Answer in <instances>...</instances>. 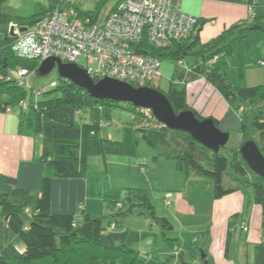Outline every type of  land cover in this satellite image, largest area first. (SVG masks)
Instances as JSON below:
<instances>
[{
    "label": "trees",
    "instance_id": "16d2710c",
    "mask_svg": "<svg viewBox=\"0 0 264 264\" xmlns=\"http://www.w3.org/2000/svg\"><path fill=\"white\" fill-rule=\"evenodd\" d=\"M106 3L107 0L100 5L99 11ZM56 5V0H49L47 10L22 19L7 9L6 0H0V111H15L20 131L31 132L42 139V162L51 173L44 176L40 199L31 201L30 193L23 190H16L11 196L0 194V218L6 219L9 228L26 246L25 252L20 253L13 245H7L0 253V264H171V260H159L152 252L143 256L133 247L138 242L157 236L154 233L119 231L120 220L128 218L134 209L141 207L149 211L161 236L166 237L173 232L174 226L167 218L156 216L146 191L127 189L121 197L108 199L105 203L109 213L105 218L96 219L83 212L79 219L75 214L53 213L50 210L53 179L82 178L88 173L93 157L136 156L139 143L132 137L133 129L125 130L123 141L100 136L103 122L109 121L112 111L117 108L133 113L137 125L144 118L140 112H148L160 128L145 131L136 127L135 131L142 133V139L148 146L163 147L165 157L174 161L177 170L187 179L198 177L211 180L215 200L243 188L253 189V202L262 211V241L255 246L254 264H264V179L250 171L240 152H235L228 159L221 151L214 153L205 148L188 133L168 129L156 120L150 110L129 103L94 99L62 78L59 84L50 86L51 90H36L30 87L28 81L19 84L11 77L10 72L18 69L29 70L39 76V61L16 52V39L11 36L9 27H31ZM252 8L251 22L237 24L209 43L200 42L199 32L205 24L200 19L196 34L189 39L174 43L166 50H157L145 41L139 53L180 62L188 57L195 58L193 71L205 77L232 108L237 111L243 108L241 134L246 135L244 141H254L264 156V86L242 85L246 66L258 63L259 58L264 56V6L257 2ZM54 93L61 95L54 98ZM165 95L176 113L193 110L187 102L186 88H176L174 80ZM22 102L27 104L25 108L21 106ZM193 111L197 118L203 119ZM81 113L85 114V120L79 119ZM214 121L219 128V121ZM170 134L172 136L168 138ZM248 175L252 176V180L247 178ZM225 179L229 181L228 187L224 185ZM0 182L17 184L15 179L1 175ZM29 207L31 211L27 209ZM239 218L240 215L235 214L229 219L227 250L233 237L232 229ZM170 241L176 243L177 239ZM210 242L209 234H200L198 242L189 250L192 262L181 264L197 261L214 264L209 253ZM154 244L155 241L152 246Z\"/></svg>",
    "mask_w": 264,
    "mask_h": 264
},
{
    "label": "rangeland",
    "instance_id": "374dc122",
    "mask_svg": "<svg viewBox=\"0 0 264 264\" xmlns=\"http://www.w3.org/2000/svg\"><path fill=\"white\" fill-rule=\"evenodd\" d=\"M110 2L114 4L117 0H110ZM6 7L10 10L8 0H6ZM85 8L88 10L94 9V3L86 5ZM17 12L15 16L18 17L20 11ZM23 12L27 14L24 18H31L34 13L29 5L24 8ZM161 61V78L157 83V88L166 94L172 80H174L176 88L184 89L185 81L183 78L187 76V73H191V67L196 64L195 58L188 57L180 62L165 57ZM28 82L33 89L51 90L50 86L53 83L59 84L61 78L58 70L54 69L45 77L31 76ZM60 95V93H54L53 97L57 98ZM140 114L145 119L140 117L141 123L137 125L133 113L124 108H117L112 111L110 120L103 122L101 137H106L109 134L113 136L114 141H123L125 130L129 128L133 129L132 137L139 145L135 157L125 158V160L123 158H118V160L111 158L109 165H107L108 169H106V163L102 157L90 159L87 175L91 179L92 187L88 193V199L89 204L93 203L92 205L96 208L94 215L91 214L92 217L99 219L108 215L109 210L105 203L108 199L121 197L127 189L143 190L148 193L156 216L167 218L174 226L173 232H169L166 237L161 236L149 211L141 207L134 209L133 214L128 218L120 220V232L130 230L157 235L152 236L145 242H138L133 245L143 256H146L147 250H150L156 258L163 261L169 259L171 264L191 263L192 258L189 250L193 246L195 238L197 236L199 238L202 233H207L211 238L209 247L212 249L215 264H223L226 259L229 264H254L255 248L246 243V237L239 236L243 228H246L244 222H241L244 225L236 223V227L232 229L233 237L228 248L229 251L226 243V224L229 218L236 213L240 214L239 219L246 220L250 230L259 233L261 209H255L253 189L243 188V190L232 194V196L235 195L233 197L230 195L221 200H215L211 180L198 177L187 179L183 173L177 170V164L165 157L166 150L163 147L152 148L143 141L142 133L136 132V127H140L141 130L152 131L159 129L160 126L151 118L148 112L141 111ZM79 119L81 121L85 120V114L81 113ZM228 133L230 134V140L221 149V154L231 159L235 152L240 151L246 137L236 131ZM171 136L170 134L168 138ZM173 146H175V143H173ZM155 158L156 161H154ZM142 165L145 170H142ZM175 167L179 174L174 171ZM247 178L252 180L250 175ZM190 179L192 182L187 186ZM205 183H208L209 186ZM224 185L225 187L229 186L228 179H225ZM176 193H179L182 201L178 206L179 213H177V204L173 199ZM183 209L186 210V213ZM191 210L195 211L190 212ZM82 214L83 212L79 211L80 217ZM173 239H177L176 243L170 241ZM150 240L155 241L156 244L151 247L147 246L146 243L148 244ZM211 243H213L212 248Z\"/></svg>",
    "mask_w": 264,
    "mask_h": 264
},
{
    "label": "built area",
    "instance_id": "2783aa9c",
    "mask_svg": "<svg viewBox=\"0 0 264 264\" xmlns=\"http://www.w3.org/2000/svg\"><path fill=\"white\" fill-rule=\"evenodd\" d=\"M105 1L56 0V8L33 26H10L14 49L37 58L38 69L45 60L57 58L79 66L96 82L110 78L135 88L156 89L162 62L139 53L144 42L157 50L169 49L194 36L200 19L182 11V0H120L113 9L105 6L99 11ZM93 3L94 9L85 8ZM249 10L253 12L252 6ZM10 75L24 84L36 74L18 69Z\"/></svg>",
    "mask_w": 264,
    "mask_h": 264
},
{
    "label": "crops",
    "instance_id": "0c3cea01",
    "mask_svg": "<svg viewBox=\"0 0 264 264\" xmlns=\"http://www.w3.org/2000/svg\"><path fill=\"white\" fill-rule=\"evenodd\" d=\"M8 1L10 3L9 11L14 15L18 13L17 11H20V16L18 17L22 19H25L24 17L27 15L23 11L28 5L32 11H34L32 16L38 15L43 10L49 8V0ZM119 1L120 0H117L116 3L112 4L110 0H107L106 9H113ZM257 2H260L261 5L264 6V0H182V11L205 21L204 26L199 32V39L201 43L206 44L213 39L218 38L227 29H230L237 24L251 22L252 14L249 8ZM259 59L258 63L246 66L242 81L243 86H264V65L259 64V62L264 61V56ZM183 80L185 81L184 85L187 90V102L193 110H195L203 119L213 118L219 121V129H222L223 132L236 131L241 134V112L243 111V108H241L240 111L232 108L218 90L213 85L209 84L205 77L196 74L192 67L191 73H187V76L183 78ZM107 136L108 138L113 139V136L109 134H107ZM42 154V139L35 137L31 132L20 131L17 113L15 111L9 113H3L0 111V175L17 181L16 185L0 182V194L11 196L16 190H23L30 193L32 198L31 201L40 199L42 197L41 185L44 176L48 172V174H51L42 162ZM111 158H115L116 160H118V158H123V160H125V157H107L104 159L106 169H108L107 165H109ZM141 167L142 170H145L143 165ZM174 171H176V167ZM179 172L177 173L179 174ZM87 174L79 179L55 178L52 180L49 200L51 212L75 214L81 219L79 211L86 212L89 215L96 211V208L92 205L93 203L89 204L88 193L92 186L91 179ZM176 177L178 178V176ZM191 182V179L188 180L187 186H189ZM205 184L209 186L208 183ZM173 199L177 204V213H179L180 210L178 206L182 203L179 193H176V195L173 196ZM29 204L34 206L32 202ZM31 207L27 209L31 211ZM257 208L260 207L256 205L255 209ZM192 211L195 210H191L190 212ZM184 212L186 213V210H184ZM241 222L245 223L246 228H243V231L240 232L239 236L242 238L246 237V243L255 248V246L262 241L261 228L259 233H257L250 230V226L247 225L245 219H239L236 223L244 225V223ZM228 226L229 220L226 224L227 233ZM197 239L199 240L198 236L195 238L194 244L198 242ZM9 244L13 245L20 253H24L26 250L25 244L9 228L6 219L0 218V253ZM146 245L151 247L153 241H148V244L146 243ZM211 245L212 248L213 243H211ZM149 252L150 250H147V253ZM209 253L213 260L212 249L210 248ZM194 264L201 263L197 261ZM223 264H229L228 260L226 259V262L224 261Z\"/></svg>",
    "mask_w": 264,
    "mask_h": 264
},
{
    "label": "water",
    "instance_id": "95a60500",
    "mask_svg": "<svg viewBox=\"0 0 264 264\" xmlns=\"http://www.w3.org/2000/svg\"><path fill=\"white\" fill-rule=\"evenodd\" d=\"M25 31V29H22ZM14 36V30L10 32ZM54 69L60 78L68 80L97 100L129 103L134 107L150 110L156 120L170 130L191 135L205 148L219 153L230 140V134L220 130L213 118L199 119L193 110L176 113L168 98L154 88H135L118 80L106 78L94 81L87 71L75 64H65L60 59L49 58L38 69L39 77L48 76ZM240 156L250 171L264 179V156L252 140L240 147Z\"/></svg>",
    "mask_w": 264,
    "mask_h": 264
}]
</instances>
